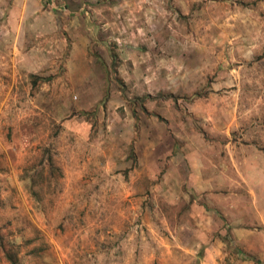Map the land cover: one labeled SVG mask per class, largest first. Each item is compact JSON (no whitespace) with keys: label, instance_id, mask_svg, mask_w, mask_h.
Returning <instances> with one entry per match:
<instances>
[{"label":"rangeland","instance_id":"obj_1","mask_svg":"<svg viewBox=\"0 0 264 264\" xmlns=\"http://www.w3.org/2000/svg\"><path fill=\"white\" fill-rule=\"evenodd\" d=\"M228 121L264 146V0H0V264H173L163 164Z\"/></svg>","mask_w":264,"mask_h":264},{"label":"crops","instance_id":"obj_2","mask_svg":"<svg viewBox=\"0 0 264 264\" xmlns=\"http://www.w3.org/2000/svg\"><path fill=\"white\" fill-rule=\"evenodd\" d=\"M172 1L186 11L203 0ZM128 60L136 70L143 67L136 55ZM234 123L226 125L223 148L200 139L163 164L178 195L189 194L188 216L180 215L176 230L182 246L164 252L173 264L185 253L189 264H264V146L245 142L248 133L235 131Z\"/></svg>","mask_w":264,"mask_h":264},{"label":"trees","instance_id":"obj_3","mask_svg":"<svg viewBox=\"0 0 264 264\" xmlns=\"http://www.w3.org/2000/svg\"><path fill=\"white\" fill-rule=\"evenodd\" d=\"M143 110L145 111V112H147V110L145 109V108H143ZM158 118L161 120L162 118L160 117V116H158ZM163 120V119H162Z\"/></svg>","mask_w":264,"mask_h":264}]
</instances>
